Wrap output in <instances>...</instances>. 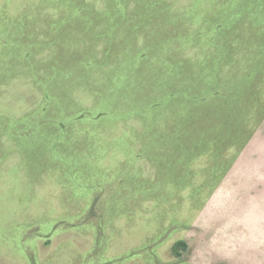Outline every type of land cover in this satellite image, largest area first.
Masks as SVG:
<instances>
[{"label": "rangeland", "instance_id": "obj_1", "mask_svg": "<svg viewBox=\"0 0 264 264\" xmlns=\"http://www.w3.org/2000/svg\"><path fill=\"white\" fill-rule=\"evenodd\" d=\"M241 3L0 0V264H264V51ZM234 20L217 88L263 98L209 85L180 118Z\"/></svg>", "mask_w": 264, "mask_h": 264}, {"label": "trees", "instance_id": "obj_2", "mask_svg": "<svg viewBox=\"0 0 264 264\" xmlns=\"http://www.w3.org/2000/svg\"><path fill=\"white\" fill-rule=\"evenodd\" d=\"M240 2H244L241 3V6L238 7V11L236 12V14L238 13H244L247 17L249 15L250 20H248L246 23H243L242 25V31H246V35L249 34H255L257 33L258 35L256 36L255 42H258L257 44V48L259 49L260 52L264 51V38H262V36H264V19L262 20L261 18L263 17V13H264V0H240ZM253 14L257 15V19H261L260 21H253L256 19H253ZM214 21V20H212ZM247 23H250L251 28L249 30L248 26H246ZM254 23H258L259 27H257L255 30H253V24ZM220 25L219 26H215V28L209 30L210 34H211V40H207V46L204 49L205 51L202 53H196L195 56L198 57L199 61H197L196 63V68H197V72L199 73L198 77L200 76V78H197L193 81V83L195 84V89L197 90V92L199 91V93L201 94L200 96H197L198 100H195L193 97L191 98H187L185 97L186 95L183 94V92L185 93V90H176V91H172L168 93L167 98L163 99L161 103H159L160 105H164V103H167L168 101L171 100V96L175 97L176 99L174 100H178L180 102V104H182L183 102H185L186 98L189 102L186 101V103H190L192 102V106L190 105L189 108L187 109L186 112L182 111L183 109H180L182 105L178 106L179 109V116L180 118H184V116L188 117H192L193 113L198 106H195L196 103L200 106L199 102L196 101H201L200 99H202V101L205 99V92L208 90H210L209 85L212 86H216V88L213 87L214 91L213 94L216 96V98L218 99V101H224L225 102H231L233 99H238L239 102H242L243 98L245 97L246 99H252L255 102L256 101H261V99L263 98V91L258 90L257 92H248L249 90L247 88L244 89H236V88H230V92L227 90H222V89H218L217 86H219V84H222L221 82L217 81V71L218 69V59H219V55L221 52L220 46L218 42H212V39L218 35V33L223 34V46L225 48H229L232 49V53L234 52V48H233V41L234 40H229V38L233 37L234 35H238L240 34L241 30H240V22H236L234 20L233 23L230 24V26H228L225 30L223 31H219L220 29ZM235 32V34L233 35L232 32ZM208 32H206L207 34ZM232 34V35H231ZM236 54V52H235ZM234 54V55H235ZM228 58L224 60V62H227ZM231 62L233 60H230ZM209 68V69H208ZM203 70H206V75L204 74ZM201 71V72H200ZM245 81V79H243ZM206 81H208V86H205ZM210 83V84H209ZM186 86V85H185ZM159 89V87L157 88ZM186 94V93H185ZM219 94V96H218ZM222 97H221V95ZM194 95V94H193ZM227 97V98H226ZM226 98V99H225ZM145 109V106H144ZM146 109H149V107H146ZM151 111L154 113L158 110V105H151L150 106ZM189 111V112H188ZM219 110H214V113H217ZM140 113V112H139ZM227 113V112H224ZM142 114V113H141ZM220 118V117H219ZM180 125L176 124L174 126V131L178 129ZM200 144V142L198 143ZM202 145L200 144V147ZM187 249V243L183 240H178L175 242L173 250L175 252V254L177 255H181L180 250L182 251H186Z\"/></svg>", "mask_w": 264, "mask_h": 264}, {"label": "crops", "instance_id": "obj_3", "mask_svg": "<svg viewBox=\"0 0 264 264\" xmlns=\"http://www.w3.org/2000/svg\"><path fill=\"white\" fill-rule=\"evenodd\" d=\"M232 167H234V166H232Z\"/></svg>", "mask_w": 264, "mask_h": 264}]
</instances>
